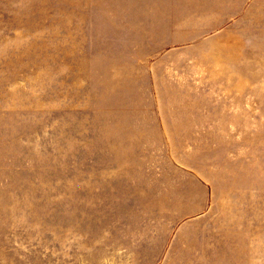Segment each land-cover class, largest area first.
Masks as SVG:
<instances>
[{"label": "rangeland", "instance_id": "obj_1", "mask_svg": "<svg viewBox=\"0 0 264 264\" xmlns=\"http://www.w3.org/2000/svg\"><path fill=\"white\" fill-rule=\"evenodd\" d=\"M0 264H264V0H0Z\"/></svg>", "mask_w": 264, "mask_h": 264}]
</instances>
